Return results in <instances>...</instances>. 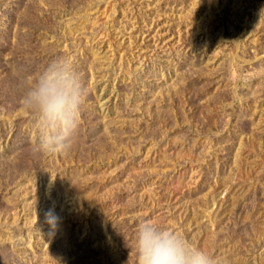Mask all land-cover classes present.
Segmentation results:
<instances>
[{"label": "rangeland", "instance_id": "rangeland-1", "mask_svg": "<svg viewBox=\"0 0 264 264\" xmlns=\"http://www.w3.org/2000/svg\"><path fill=\"white\" fill-rule=\"evenodd\" d=\"M92 1L86 0L88 6L94 7L63 14L62 19L68 27L74 25L67 33L73 45L67 58L75 65L84 58L95 62L93 66L80 67L90 74L85 93L93 95L88 104L103 133L86 144L79 124L71 150L77 144L84 148L92 145L99 159H105L102 138L114 124L117 127L125 123L122 113L116 112L117 90L126 94L132 86L145 89L140 82L142 77L155 78L156 95L152 100L164 96L162 105L170 118L171 93L177 92L178 108L183 100L185 111H180L185 122L182 120L184 126L179 129L182 134L173 140L169 137L151 140L144 150L141 146L133 148V152L127 150L116 166L108 160V165L96 163L95 170L78 172L71 190L61 192L56 183L63 181L62 175L71 165H53V169L44 172L36 145L29 141L30 144L20 146L33 120L20 108L25 87L19 88L20 81L15 78L12 82L20 93L9 98L0 93V182L5 183L0 195V212H5L0 213V264H108L107 257L102 255L101 240L93 230L83 227L84 216L96 205L107 211L97 213L93 229L101 223L108 232L105 240L110 244L119 231V248L127 264H137V227L125 221L136 220L138 226L142 219L174 229L190 244L208 252L217 264H264V243H258L260 236L264 237V0ZM43 6L48 7L47 0H39L38 4L30 0H0V16L9 11L12 17L5 25L11 24V35L22 31L27 34L29 44L39 32L52 37L40 15ZM86 14L90 20H85ZM157 21L162 23L156 25ZM127 23H131L129 37L143 36L142 41H147L145 49L133 48L132 43L124 46L120 37L116 40L119 29L127 27ZM89 26L94 27L91 33ZM1 37L0 74L4 76L8 71L17 74L16 67L24 60L20 46L13 38L10 43ZM64 48L70 51L69 47ZM24 53L29 56L34 50ZM4 82L0 87L11 85ZM249 96L254 104L252 115L243 111V102ZM128 109L135 108L130 105ZM235 115H240L243 128L239 135H246L235 143L238 150L234 169L223 175L221 186L210 180L205 182L206 171L218 160L217 153L239 138L234 136L239 131ZM165 131L159 128L157 133ZM220 137L226 141L217 148ZM182 140L186 145L171 144ZM10 150L7 160L4 154L8 155ZM200 152L202 160L197 158ZM80 153V160L84 157L83 161H89L84 152ZM35 161H39L38 167ZM17 169L25 173L22 182L16 178ZM57 178L60 180L56 181ZM82 196L93 199L89 203L92 208L84 207ZM201 199L204 203L199 208L192 209L188 204ZM47 200L66 210L77 219L78 225L59 222L61 226L57 224L52 229L39 215ZM25 201L37 208L27 211L23 207ZM192 213L193 220L189 221ZM247 225L258 227L249 241L237 237L238 230L248 233ZM72 233L77 242L74 249L68 243ZM16 237L26 241L24 250L15 246ZM49 245L57 251L53 256L48 252ZM62 250L68 255L62 256Z\"/></svg>", "mask_w": 264, "mask_h": 264}, {"label": "trees", "instance_id": "trees-1", "mask_svg": "<svg viewBox=\"0 0 264 264\" xmlns=\"http://www.w3.org/2000/svg\"><path fill=\"white\" fill-rule=\"evenodd\" d=\"M34 2L35 4L39 3V0H30ZM58 1V4L54 5L51 1L47 0V5L40 7V15L43 18V22L46 25V30L50 33H52V37H49L46 32H39V36H35L32 42H28L30 46H26L29 44H26L27 42V34H23L21 31V34L18 33V35H11L10 33V25H5L8 23V21L11 19L12 15L8 11L4 14V17L0 16V36L1 38H4V40L8 42H12V40H16V45L20 46L19 51L23 53V62H21L20 67H16V71H19L17 74L14 72L9 71L3 76L0 74V83L5 81L4 83H11L10 86L4 87V85H1L0 87V93L2 92L5 93V98H9L11 95H16V93H20L18 88L16 87V84H14L12 81L18 77V80L20 81L19 88L21 86L25 87L26 83L28 82L27 78L28 77H33V76H38L39 73L54 59L57 58H67L69 54L72 52L73 45L69 43V40L67 38V33L72 30V27H68V23L63 22L62 16L63 14H68L71 12H75L77 10H80L81 12H84L86 8L94 7V4H90L89 6L87 5L86 0H54ZM92 3L94 1L91 0ZM86 19L85 20H90L89 15H85ZM89 18V19H88ZM82 19V18H81ZM80 18L78 20H81ZM162 22L157 21L155 24L159 25ZM127 27H122L119 29V33H117V37L119 39L124 41V46L130 45L132 43V47L135 48V46H139L140 48H146L147 41L143 42L142 37L136 38L135 36L129 37L131 32V29H128L131 27L130 24H126ZM93 26L88 27V32L91 33L92 29H94ZM173 28V25L170 26ZM170 34H174L172 30H169ZM70 34V32H69ZM13 38V39H12ZM115 38V37H114ZM152 43V41H151ZM69 47V50H66L64 47ZM25 47V48H24ZM137 49V48H136ZM33 51L34 54L32 55H25L24 52L27 51ZM87 56V54H86ZM80 59V57H79ZM73 61V60H72ZM95 62L91 61L89 62L88 59L84 58L82 60H79L75 66L81 80V84L83 87V104L81 106V115H80V126L82 128L83 136L86 138V144H90L91 139L102 134L103 129L99 123L96 122L94 118H92V107L89 105L91 102V99L93 98V95L88 96L85 91L87 90L88 84H86V80L89 79L90 74L87 73L88 71L85 68H81L80 66L84 65V67H87V65H94ZM80 70H83L80 72ZM84 71L86 73H84ZM7 79V80H6ZM145 84V89L139 90L138 85L137 86H132L130 88L129 93H124L121 92L120 90H117V103L119 107L117 108L116 112H121L123 118H125V123H121L122 125L114 127L117 124H114V126L109 129L108 133L104 135V137L101 140V146H102V153L105 159L100 160V156H97V153L95 152L96 148L93 147L92 145L89 148H84L80 144L75 145L74 149H70V151L67 154H61V155H47L43 152H40V160L42 165V169L45 172V169H53V165H58L62 163H66L68 165H71V168L67 169L65 173L62 175V182L56 183V187L59 191L63 192L65 190L69 189L71 190V186L74 182V177L78 175V172H81L83 174L87 173L89 171H93L96 169V163H101L103 162L104 164L108 165V162L113 163V166L117 165L118 158H122L124 154H126L127 150L133 152V148L135 147H142V150L146 149L147 144H151V140L157 139V138H165L169 137V139H175L179 138L180 134H182V130H179L184 126V120L182 118L183 113L181 111H185V107H183V100H181V108L178 106L180 105L175 96L177 93L176 91H173L171 93V98L172 104L169 105V111L172 114V117L176 120L173 121L172 117H169V113H167V109L165 108L164 105H162V102L166 100L164 96L161 97L160 100L153 101V95H156V87H157V81L155 80L154 77H142L141 81ZM5 88V89H4ZM17 88V89H15ZM91 97V99H90ZM184 97V95H183ZM187 98V97H185ZM184 98V99H185ZM141 101V102H140ZM1 102V101H0ZM89 102V104H88ZM156 103V104H155ZM131 105V108H135L134 110L132 109L131 111L128 109V106ZM161 105L159 108L157 106ZM127 107V108H126ZM254 107L253 100L250 99V96L248 99H245L243 102V111H245V114L252 115V109ZM181 109V111H180ZM235 114V113H234ZM237 114V113H236ZM240 115H235V119L239 123V131L238 134H234V136H238L239 138L237 140H232L234 141L229 143L228 146L223 147V151L217 153L218 160L215 162L211 163L209 171H206L207 175L204 177V181L208 182L210 180L214 184H217L221 186L222 182H224L223 175L225 173H229L231 169H234V163H235V154L237 152L238 146H235L236 142H239L240 139L246 135H239L240 131L243 130L242 124L239 121L240 119L238 118ZM131 118V120H130ZM182 120L184 122H182ZM180 122H182V125H180ZM177 126V127H176ZM159 128H165L167 131L165 133H157V130ZM34 136H35V129L33 125H29V127L26 129L24 132V139L22 140V146H25L24 144H27V142L30 144L29 141H32L34 144ZM168 139V140H169ZM185 138H183L184 140ZM225 137H220L221 141H218L219 143L217 144L219 146H223ZM233 139V138H232ZM167 140V141H168ZM178 142L174 144L173 142L171 144L175 146H181L183 144L186 145V141ZM227 143V142H226ZM170 144V146H171ZM231 144V145H230ZM100 146V147H101ZM137 150V148H136ZM204 150V151H203ZM80 151L84 152L86 154V157L89 161H83V158L80 160ZM12 150L9 151V154L6 155L4 154V157L8 160L9 157L11 156ZM130 152V153H131ZM202 152H205V149H202ZM202 152L197 153V158L198 159H203L204 156H202ZM219 154V155H218ZM6 160V161H7ZM108 160V162H107ZM39 161H35L37 167L39 166L38 163ZM87 164H90V168L87 167ZM39 171V170H38ZM49 170H47L46 174L48 176ZM25 173H23V169H17V179L18 181L22 182L25 178L24 177ZM72 176V177H71ZM71 177V178H70ZM225 178V177H224ZM59 181L60 178H57L56 181ZM215 181V182H214ZM5 183L0 182V195L2 192L5 190ZM64 184V186H62ZM74 187H77L75 185ZM81 189V188H80ZM26 190V188H25ZM76 190V189H74ZM81 191H88L81 189ZM85 195L87 193H84ZM164 199V198H163ZM102 200L99 199V201ZM184 201L185 198H182ZM92 198L85 199L82 196V204L84 205L85 208H92L89 207V203L92 202ZM58 202V201H57ZM44 206L42 210H40V214L42 218L45 219V215L49 213L50 211L54 216L57 217L58 220V227L61 226L59 222H65V223H70L72 225H78V221L75 218H72L67 214V211L60 208L58 205H54L51 201H46L43 202ZM42 203V204H43ZM204 203V199L198 200L194 204L188 203L192 209L194 208H199V205ZM41 204V205H42ZM2 205V197L0 196V206ZM40 205V209H41ZM38 206V205H37ZM197 206V207H195ZM23 207H25L28 210H33L36 209L34 208V204H30L28 201L23 202ZM107 210L104 207H100L98 205L95 206V209L88 213L87 216H84L85 221L83 222V227L87 228L89 230H93V233L97 236L99 240H101L102 245L100 248L103 250V254L107 257L108 264H122L126 263V258L124 259L122 257V252L119 248V245L121 246V235L119 234V231L114 234L113 236V243L114 245L110 244L108 240H105V237L108 235V232H105L104 229H102L101 223L97 225V228L93 229V221L98 217V212L100 213H105ZM2 214H5V212H0ZM8 214V213H7ZM76 214H79L76 213ZM189 221L193 220V213L189 216ZM129 224V226H133L134 228L137 227L136 220L130 223L128 220H126ZM88 225V227H87ZM239 225L243 226L242 223H239ZM163 226V225H162ZM164 227V226H163ZM247 228L249 229L248 233H245L243 230H238V238H242L243 240H251V238L254 237L256 234L254 230L258 232V227L254 226H248ZM118 229V228H117ZM119 230V229H118ZM186 230V228H185ZM51 232V230H50ZM53 232V231H52ZM45 237L48 235L45 234ZM261 239L259 240L260 242L258 243H264V237L260 236ZM70 244V247L74 249L77 246L76 242V235L72 233V238L70 241H68ZM26 241L24 239H20L16 237L15 241V246L18 249H25L26 247ZM48 252L50 255L53 256V253H57L56 250H52L51 245H49V250ZM47 253V252H46ZM62 256L68 255L67 251L62 250L61 251ZM26 256L29 257V255L26 252ZM25 257V255H24ZM62 260V259H61ZM56 264H61L60 262Z\"/></svg>", "mask_w": 264, "mask_h": 264}, {"label": "clouds", "instance_id": "clouds-1", "mask_svg": "<svg viewBox=\"0 0 264 264\" xmlns=\"http://www.w3.org/2000/svg\"><path fill=\"white\" fill-rule=\"evenodd\" d=\"M20 108L33 120L36 149L47 155L67 154L79 126L83 87L70 58L52 60L36 77H28ZM46 223L57 227L50 211ZM137 264H217L208 252L190 244L174 229L142 219L136 232Z\"/></svg>", "mask_w": 264, "mask_h": 264}]
</instances>
